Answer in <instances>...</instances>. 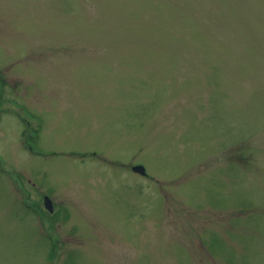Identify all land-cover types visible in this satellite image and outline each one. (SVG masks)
<instances>
[{
	"label": "rangeland",
	"instance_id": "374dc122",
	"mask_svg": "<svg viewBox=\"0 0 264 264\" xmlns=\"http://www.w3.org/2000/svg\"><path fill=\"white\" fill-rule=\"evenodd\" d=\"M1 76L0 264H264V0H0Z\"/></svg>",
	"mask_w": 264,
	"mask_h": 264
},
{
	"label": "water",
	"instance_id": "95a60500",
	"mask_svg": "<svg viewBox=\"0 0 264 264\" xmlns=\"http://www.w3.org/2000/svg\"><path fill=\"white\" fill-rule=\"evenodd\" d=\"M134 169L136 171H140V172H145V168L142 166V165H137V166H134ZM45 202H46V205L52 209V204L50 202V199L48 197H45Z\"/></svg>",
	"mask_w": 264,
	"mask_h": 264
},
{
	"label": "trees",
	"instance_id": "16d2710c",
	"mask_svg": "<svg viewBox=\"0 0 264 264\" xmlns=\"http://www.w3.org/2000/svg\"><path fill=\"white\" fill-rule=\"evenodd\" d=\"M50 254H52V253L50 252Z\"/></svg>",
	"mask_w": 264,
	"mask_h": 264
}]
</instances>
